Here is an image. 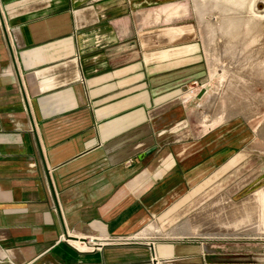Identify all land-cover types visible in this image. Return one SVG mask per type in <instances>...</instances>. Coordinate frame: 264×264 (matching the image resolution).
<instances>
[{
    "label": "crops",
    "instance_id": "obj_1",
    "mask_svg": "<svg viewBox=\"0 0 264 264\" xmlns=\"http://www.w3.org/2000/svg\"><path fill=\"white\" fill-rule=\"evenodd\" d=\"M176 14L162 0H0V264H264L237 244L144 239L251 140L185 123L206 88Z\"/></svg>",
    "mask_w": 264,
    "mask_h": 264
},
{
    "label": "rangeland",
    "instance_id": "obj_2",
    "mask_svg": "<svg viewBox=\"0 0 264 264\" xmlns=\"http://www.w3.org/2000/svg\"><path fill=\"white\" fill-rule=\"evenodd\" d=\"M162 1L178 24H189L203 58L199 86L206 95L185 123L205 129L239 124L251 140L236 164L154 219L144 239L153 241L157 230L169 240L205 241L225 251L237 244L243 258L253 253L264 263V0Z\"/></svg>",
    "mask_w": 264,
    "mask_h": 264
},
{
    "label": "water",
    "instance_id": "obj_3",
    "mask_svg": "<svg viewBox=\"0 0 264 264\" xmlns=\"http://www.w3.org/2000/svg\"><path fill=\"white\" fill-rule=\"evenodd\" d=\"M203 91L201 90L198 97H200L202 95ZM81 240H84V239H81Z\"/></svg>",
    "mask_w": 264,
    "mask_h": 264
},
{
    "label": "built area",
    "instance_id": "obj_4",
    "mask_svg": "<svg viewBox=\"0 0 264 264\" xmlns=\"http://www.w3.org/2000/svg\"><path fill=\"white\" fill-rule=\"evenodd\" d=\"M190 92L193 93V90H190ZM62 237H64V236H62Z\"/></svg>",
    "mask_w": 264,
    "mask_h": 264
}]
</instances>
